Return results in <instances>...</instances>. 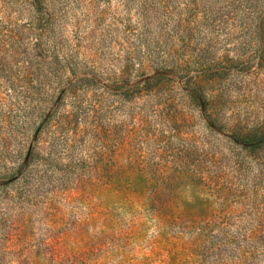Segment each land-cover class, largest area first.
<instances>
[{
  "label": "rangeland",
  "instance_id": "rangeland-1",
  "mask_svg": "<svg viewBox=\"0 0 264 264\" xmlns=\"http://www.w3.org/2000/svg\"><path fill=\"white\" fill-rule=\"evenodd\" d=\"M46 4L53 42L36 38L42 21H32L25 4L0 0V38L12 35L0 55V264H217L184 232L188 211L178 200L160 209L168 220L160 221L146 192L104 183L113 141L90 188L66 176L75 165L66 154L42 165L48 151L37 146L54 139L44 118L79 111L92 120L95 106L94 123L124 139L113 168L131 166L135 183L160 140L217 152L227 194L214 212H225L231 230L260 234L264 149L246 156L233 138L239 126L264 125V29H240L264 26V0ZM160 71L168 77L150 79ZM175 110L186 118L171 121ZM81 137L87 143L76 158L93 147L90 135ZM44 173L53 176L43 184ZM26 191L44 201L24 202Z\"/></svg>",
  "mask_w": 264,
  "mask_h": 264
},
{
  "label": "trees",
  "instance_id": "trees-1",
  "mask_svg": "<svg viewBox=\"0 0 264 264\" xmlns=\"http://www.w3.org/2000/svg\"><path fill=\"white\" fill-rule=\"evenodd\" d=\"M14 1L27 6L28 15L30 19H33L32 21H36V19L42 21L41 27L33 28L34 34H37V39L53 42L56 37H59L57 36L58 32H53L51 28V17L46 4L49 0ZM257 28L263 30L264 26L258 27L253 22L240 25L241 30L250 34L257 33ZM11 37L12 35L3 34V39L0 38V55L6 53L7 40ZM157 76L158 79L168 77L165 71H160L151 76L150 79ZM214 106L212 104L210 109H213ZM99 107L95 106L91 110L94 113L92 120H89L86 115L83 116V113L79 111L69 112L56 119L52 118L51 115L44 118V129L46 128L47 134H52L54 139L42 140L37 146L42 153L48 151V156L38 157L42 165L53 166V153L56 155L59 153L66 154L70 161L74 159L75 164L73 170H69L66 176L72 174L71 178L69 177V180L72 179V183L85 181L84 184L90 188L91 185L99 184L94 182L99 177L101 170L99 161L100 158H105L109 154V144L113 141V149L109 154L111 162L104 165L108 171L106 175L108 179L104 183H108V181L111 183L117 179L115 182L118 185L122 186V183L126 182L127 189L132 188L136 192H146L149 203L154 207L153 210L161 215L160 221H168L160 209L165 207L171 198L178 200L180 205L186 207L188 211L186 212L188 218L186 223L188 224H185L184 232L199 244L202 255L214 261L213 263L217 261V264H249L250 260H255L259 256L264 258V230L260 234L254 230H231L225 212L221 211V214L214 212L216 205H225V195L227 194L226 189L219 186L223 177L219 173V154L217 152L189 147L187 145L191 142L187 141L182 147L176 148L171 145L170 138L165 141L160 140L159 145L161 146L152 152V159L145 160L146 163L142 160L145 164L137 169L138 180L135 183L130 175L134 174L131 166L124 171L121 167L113 168L114 164L118 162L120 155L118 151L124 139L118 140L116 128L110 126L108 129L107 122L103 124V127L94 123L101 110ZM112 112L113 110L109 111L107 115L105 113V116L108 117L109 113ZM185 118L184 115L182 116L180 112L175 110L171 121L176 122ZM171 128L177 129L174 125H171ZM236 129L233 141L246 156H253L264 149V125L255 124L249 129L239 126ZM84 134L91 136L90 140L93 147L89 150L92 151L88 156L84 153L81 154L82 156L77 155L76 158V150L80 148L83 150L87 143V139L81 137ZM173 136L178 137L176 134ZM46 141H50L49 146H47ZM39 165L40 161L37 163V166ZM68 166L71 167L70 164ZM58 170L60 169L58 168ZM58 170H54L52 174L54 175ZM52 174L49 176L47 173L43 174V184L52 178ZM173 187L175 188L172 190ZM27 191L24 202L38 205L44 201L33 202ZM181 192L185 194L184 197H180Z\"/></svg>",
  "mask_w": 264,
  "mask_h": 264
}]
</instances>
